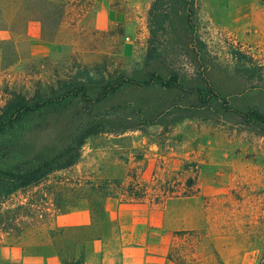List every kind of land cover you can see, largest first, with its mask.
I'll use <instances>...</instances> for the list:
<instances>
[{
	"label": "rangeland",
	"instance_id": "obj_1",
	"mask_svg": "<svg viewBox=\"0 0 264 264\" xmlns=\"http://www.w3.org/2000/svg\"><path fill=\"white\" fill-rule=\"evenodd\" d=\"M56 1L30 0L24 35L0 32V109L13 93L33 97L67 78L139 79L145 69L155 0H72L66 8ZM9 12L16 16L17 5ZM199 18L204 46L196 52L205 67L197 68L193 51L190 59L179 50L170 56L187 88L133 85L97 104L67 100L26 117L5 139L0 264H127L124 249L132 245L144 250L131 256L133 264H264V124L246 117L264 116V0H201ZM158 33L171 48L172 38ZM205 84L227 104L204 103L207 93L201 98L193 87ZM88 121L113 131L88 138L77 164L54 173L48 186L60 177L122 178L126 185L137 178L151 187L168 181L170 190L160 204L108 199L107 222L92 215L89 225L109 251L101 244L92 255L74 227L51 228L63 212L45 198L47 185L1 196L12 188L7 172L60 157L71 139L68 124Z\"/></svg>",
	"mask_w": 264,
	"mask_h": 264
},
{
	"label": "trees",
	"instance_id": "obj_2",
	"mask_svg": "<svg viewBox=\"0 0 264 264\" xmlns=\"http://www.w3.org/2000/svg\"><path fill=\"white\" fill-rule=\"evenodd\" d=\"M72 0H60L63 8H66ZM39 5L58 4L56 0H37ZM30 0H0V32H7L11 35H24L29 28L31 19L26 15ZM12 5H17L19 13L13 16L10 13ZM201 0H155L150 11L151 39L148 53L145 60V69L140 73L139 79L126 77L119 74L117 77L101 79L97 82L83 81V79L67 78L57 83V89L51 88L46 93H37L33 97L13 93L0 109V146L5 143V139L18 127L26 117L38 113L45 108L56 106L60 107L67 100L90 101L92 104L107 101L113 94L121 89L137 85L138 87L159 86L164 90H177L187 88L184 77L177 70L176 61L170 62L171 52L180 51L178 56L183 54L186 58L191 57L193 52L203 43L198 37V26L200 20ZM36 21H41L37 19ZM169 29L171 31H169ZM158 31L169 35L173 46L168 49L166 41L161 39ZM175 32V33H174ZM0 49L5 51V40L1 41ZM13 44V43H12ZM193 51V52H191ZM202 51V50H201ZM197 68L205 67V55L196 52ZM181 61V60H179ZM183 61V60H182ZM180 63V62H178ZM193 87L201 98L206 92L207 95L202 100L204 103L213 105L226 99L211 85ZM208 97V98H206ZM247 118L258 119L264 124V116L254 111L246 114ZM155 122H151L154 124ZM71 129V139L63 149V153L57 158H44L38 162H27L25 165L6 173V181L11 184V190L1 194L3 198L10 196L19 189H28L38 186H48L52 182L54 173L69 170L77 164L81 157L82 148L88 138L106 130L96 126L94 121H88L83 126L68 124ZM139 124L123 128L136 129ZM50 185V184H49ZM169 182L157 180L152 187L143 184L137 178L126 185L124 179L106 178L101 182L93 180L83 181L81 179H71L60 177L52 186L45 187V198L54 197L56 208L59 212H65L69 208L76 207L77 202L87 201L93 215V219L100 218L104 223L107 222L105 203L109 198H121L127 203L144 204L150 200L152 204L164 202L167 198ZM58 186H61L58 187ZM194 183L191 187H195ZM57 187V188H56ZM162 191L164 194L157 193ZM58 191V192H57ZM153 191V192H152ZM194 192L190 190L184 196H191ZM93 225L74 227L80 233L79 244L83 250L88 243L101 239V234L91 232ZM84 256L82 255V258Z\"/></svg>",
	"mask_w": 264,
	"mask_h": 264
},
{
	"label": "crops",
	"instance_id": "obj_3",
	"mask_svg": "<svg viewBox=\"0 0 264 264\" xmlns=\"http://www.w3.org/2000/svg\"><path fill=\"white\" fill-rule=\"evenodd\" d=\"M112 199H118V198H112ZM83 201H85V200H83ZM128 204L135 205L137 203H128ZM91 220H92V213L88 207H85V208L74 207L73 209H70L69 211H65L61 214H58L55 221L51 225V228H66V227L86 226V225H89L91 223ZM102 241L103 240H100V239L92 241L91 244L88 246L89 254L92 255L97 250V247L99 245L101 246V244H103V249L105 251H109L107 249L105 243H102ZM141 251H144L143 248H140L138 246L132 245V246L126 247L124 249V260H125V262L127 264H130L131 263V256H133V255L136 256ZM108 255L109 254H107V256ZM131 264H133V263H131Z\"/></svg>",
	"mask_w": 264,
	"mask_h": 264
}]
</instances>
